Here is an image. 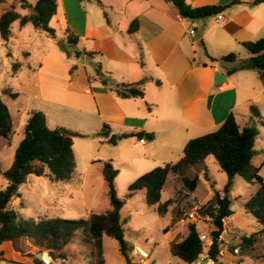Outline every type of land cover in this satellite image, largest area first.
<instances>
[{"label":"crops","instance_id":"1","mask_svg":"<svg viewBox=\"0 0 264 264\" xmlns=\"http://www.w3.org/2000/svg\"><path fill=\"white\" fill-rule=\"evenodd\" d=\"M17 1L9 3L6 9ZM27 1L35 4L38 0ZM236 1L240 3L231 5ZM186 2L195 8L231 7L220 15L191 22L165 0H58L57 14L50 22L56 39L49 37L37 69L40 103L34 111L45 114L50 129L78 135L73 137L75 161L77 148L88 150L94 159L95 139L109 143L116 136L115 143L131 140L139 149L114 158L110 161L112 165L121 161L132 167L140 160H159L164 165L175 163L181 159L188 141L196 138L192 132L216 131L231 114L241 128L257 127L258 136L264 140V83L257 71L241 68L251 57L243 44L264 38V3L254 5L255 0ZM18 12L22 16L30 14L29 10L18 9ZM135 21L138 28L131 33L129 30ZM13 26L9 41L14 39ZM68 30L80 40L65 60L60 46L66 44ZM192 30L196 35L191 34ZM230 56L243 60L244 64L231 70L223 68L220 61ZM217 73L225 81L222 84L215 83ZM144 78H148L144 98L117 95L116 89L122 84H135ZM252 107L257 114L253 115ZM104 126L110 129L108 138L100 135ZM124 134L142 136L122 138ZM141 138L145 143L140 142ZM255 150L262 157L261 165H256L261 173L264 144L256 148L255 143ZM209 157L190 168H206ZM45 178L54 181L47 175ZM205 178L208 180L207 173ZM212 188L222 189L217 184ZM214 191L207 203L198 200L200 205L208 204ZM256 191L257 188L252 195ZM231 196L233 200V191ZM13 201L9 208L19 212L24 203L17 205ZM91 213L95 211H87V217ZM229 220L238 234L248 229L247 223H239L235 216L227 218L225 224ZM24 250L25 253L16 251L11 242L1 244L0 264H36L34 259L39 258L40 249L27 242ZM42 253L47 260L39 259L49 264L53 258Z\"/></svg>","mask_w":264,"mask_h":264},{"label":"trees","instance_id":"2","mask_svg":"<svg viewBox=\"0 0 264 264\" xmlns=\"http://www.w3.org/2000/svg\"><path fill=\"white\" fill-rule=\"evenodd\" d=\"M90 1V0H82ZM176 5L180 16L184 19H206L220 15L231 5L239 4L236 1L228 6H204L195 8L186 0H170ZM5 3L6 0H0ZM264 3V0H255L254 5ZM18 9L29 10L30 14L22 16ZM58 0H38L35 4L27 0H18L12 3L0 15V39L9 41L12 35V26L19 22L21 27L32 24L36 30L45 32L49 37L56 39V31L50 22L57 14ZM138 28V22L131 24L130 32ZM80 38L71 30L67 31L66 44L76 47ZM65 44H61L63 47ZM243 46L251 57L241 68L257 71L264 83V38L244 43ZM80 55V52H76ZM234 59L235 56H230ZM211 61L217 60L211 58ZM15 64V70L19 67ZM76 69L73 68V70ZM148 78L135 84H122L116 89L121 98H144V85ZM104 84L108 82L104 80ZM16 98L17 94H10ZM253 115L257 114L254 107ZM14 132V124L9 107L0 99V138L10 139ZM101 136L108 138L110 129L104 126ZM259 131L255 126L241 128L236 117L231 114L225 122L213 133L197 137L188 141L183 150V155L176 163H167L142 176L129 185L127 199L137 192H144L149 206H156L158 214L164 216L170 206V201L162 203V194L171 175L180 173L192 166L204 162L209 156L214 157L220 169L227 175V182L221 190H215L213 198L207 204L204 213L213 216L211 225L213 245L211 254L217 260L219 246L218 236L225 230L224 223L227 218L234 216L231 209L233 179L240 176L248 183L257 187V191L246 201L244 208L261 225L258 234L264 236V179L260 175V167L254 164L256 156L255 143ZM77 134L64 130L50 129L45 114L33 111L24 128V137L16 148L13 163L9 169L2 171L8 180L5 189L0 190V245L11 242L16 251L25 253L24 247L28 242L37 247L41 252H46L51 258H64L63 249L77 235L82 232L85 241L92 246L91 264H105L103 257V238L111 237L118 242L119 251L128 264H131L128 252L131 249L126 240L121 211L126 201L120 199L115 188V179L119 171L111 162L104 163V179L109 189L111 208L105 213H91L82 219H25L11 208L9 204L14 197H19L20 187L27 182L29 176H49L58 182H70L76 168L73 137ZM132 136L141 137L142 134H124L122 138ZM142 139V138H141ZM264 165V162L263 164ZM199 178H182L183 185L194 192L198 186ZM22 205V204H21ZM203 212V211H202ZM166 233V232H165ZM256 235V234H255ZM255 235L242 237V246L250 247L256 241ZM203 251L199 239V232L195 224L190 223L188 234L181 241H171L170 252L173 257L186 264H191ZM36 264H46L39 258L34 259Z\"/></svg>","mask_w":264,"mask_h":264},{"label":"rangeland","instance_id":"3","mask_svg":"<svg viewBox=\"0 0 264 264\" xmlns=\"http://www.w3.org/2000/svg\"><path fill=\"white\" fill-rule=\"evenodd\" d=\"M12 1L14 0H6L5 4L0 2V15ZM13 33L14 39L11 41L0 39V99L9 107L14 124L11 138L8 141L0 138L2 171L11 167L16 148L24 137V128L29 114L39 107V85L36 75L49 42V36L45 32L36 30L32 24L20 28L19 24L15 23ZM60 47L67 60L70 54H73L74 48L68 44ZM15 64L20 65L17 70H15ZM12 93L18 96L12 98L10 95ZM192 133V137L196 138L210 134ZM94 142L96 148L93 151L97 154L94 159L90 158L88 150L76 149V168L70 182H50L45 176H31L20 187V196L12 201L17 205L24 203L23 208L19 209L23 218L85 219L87 211L105 213L111 208L109 189L103 174L104 164L101 162H110L114 158L130 155L139 147L135 146L134 141L131 140H120L112 144L102 143L103 140L99 138ZM260 144H264L262 136L257 137L256 148ZM136 162L132 167H127L121 161L113 162L114 168L119 171L115 180L116 192L120 199L126 201L121 216L126 240L131 248L128 252L129 260L133 264L134 251L140 248L149 255L147 264H186L171 255L170 243L173 240L181 241L186 237L190 223L196 225L198 232L207 229L203 217L209 214L204 213L208 205H200L198 200L207 203L214 191L212 186L217 184L223 187L227 182V175L221 171L212 156L206 162V168L196 166L183 170L178 176L171 175L162 194V203L171 200L170 206L167 213L161 216L156 206L148 205L144 192H137L129 199L127 194L130 184L140 176L163 167L164 163L159 160ZM261 163L262 157L258 153L254 158V164L261 165ZM206 173L208 180L205 178ZM260 175L264 179V167ZM196 176L200 178V182L197 190L191 193L183 185L182 178L193 179ZM7 185V178L0 174V190L5 189ZM44 186L48 187L46 191ZM256 188L240 176L233 179L234 197L231 209L234 216L239 219V223H247L248 229L242 230L241 235L232 229L231 220L228 224L224 223L228 253L220 258L217 264H264V236L258 234L261 231V225L252 215L246 213L243 205ZM200 206L201 210L195 211ZM167 233L170 234L169 237ZM243 235L247 237L255 235L256 241L252 246L244 247L242 246ZM236 248L239 249V254L234 253ZM91 253L92 246L85 241L82 232H79L63 249L64 258L52 259L49 264H91ZM103 257L105 264H128L119 251L118 242L108 236L103 238ZM39 258L47 260L45 254Z\"/></svg>","mask_w":264,"mask_h":264},{"label":"built area","instance_id":"4","mask_svg":"<svg viewBox=\"0 0 264 264\" xmlns=\"http://www.w3.org/2000/svg\"><path fill=\"white\" fill-rule=\"evenodd\" d=\"M219 18H221V16H219ZM191 34L196 35V31L192 30ZM140 142L145 143V139L142 138ZM200 210H201V206L197 208L195 211L198 212ZM203 220H204L205 225L207 226L206 230L199 232V239L203 245V251L197 258V260H195L191 264H217L218 260L220 258H223L228 253V242L225 238L226 231L224 230L217 238V244L219 246V249H218V255H217V260H216L211 254L212 245H213V237H212V229H211V225L213 222V216L211 214H206L204 215ZM234 253L239 254V249L237 248L234 249ZM148 258H149V255L145 251L141 250L140 248H137V250L134 251V257H132L133 264H147L146 260Z\"/></svg>","mask_w":264,"mask_h":264},{"label":"water","instance_id":"5","mask_svg":"<svg viewBox=\"0 0 264 264\" xmlns=\"http://www.w3.org/2000/svg\"><path fill=\"white\" fill-rule=\"evenodd\" d=\"M167 2L170 3V5L174 8H176V5L173 1H170V0H165ZM187 20L191 21V22H197L199 19L198 18H188ZM244 64L243 60H239V59H230V58H224L220 61V65L223 67V68H226V69H234V68H237V67H240ZM221 77V75L219 73H217L215 75V83L216 84H222L223 82L225 81H221L219 78ZM59 132L60 133H64V130L63 129H59ZM117 140V137L116 136H112L109 140L110 143L114 144ZM40 256L43 255L42 252L39 253Z\"/></svg>","mask_w":264,"mask_h":264}]
</instances>
